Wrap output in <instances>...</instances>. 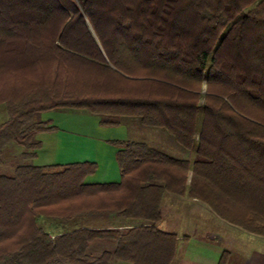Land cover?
Masks as SVG:
<instances>
[{"label": "trees", "instance_id": "1", "mask_svg": "<svg viewBox=\"0 0 264 264\" xmlns=\"http://www.w3.org/2000/svg\"><path fill=\"white\" fill-rule=\"evenodd\" d=\"M0 105V264H171L166 195L264 237V0H0ZM59 108L183 155L112 140L120 179L100 183L92 161L34 164Z\"/></svg>", "mask_w": 264, "mask_h": 264}, {"label": "rangeland", "instance_id": "2", "mask_svg": "<svg viewBox=\"0 0 264 264\" xmlns=\"http://www.w3.org/2000/svg\"><path fill=\"white\" fill-rule=\"evenodd\" d=\"M5 115L6 114L3 110V106L0 105V123L4 121V119L6 118ZM40 116L41 119L48 121V123L57 125L58 128L56 127L54 130L60 129L59 135L57 133V137L62 143L59 144L58 146L52 145L50 148L49 145H46L45 146L46 150L44 153L45 155L43 153H40L38 156L39 158L37 160L35 159V161L33 160L35 164L41 162L45 164L47 163L46 161H48V159L50 158H53V156L54 157L56 156V159L62 162L68 161L69 159H72L69 161H73L72 157L78 153L79 147H83L82 145H80L81 142L79 143V141L85 139H89V140L95 139V141L93 142L95 143L96 150H98V152L101 154L103 158L108 155L107 154L108 151L111 149L112 146H114L111 143L112 141L111 139L121 140L128 138L137 141H143L151 146L161 149L176 157L182 156L184 152L183 149H180L173 142L171 137H169L163 130L142 126L136 119H126V121L122 122L119 125L106 126L99 123V118L95 114H91L83 109H66V108L44 111L39 115V117ZM47 133H49L47 134V136L54 134V133H50V131H47ZM52 139L53 137L50 138L48 144H51L53 142ZM79 157L82 158V161L91 160L89 158L90 157L89 151L82 152V154H80ZM113 162L117 163L116 157H114ZM101 165H102L101 167L102 169L105 168V166L108 167L107 162H102ZM96 169H97V164H96ZM92 174H90L91 176L88 175L87 180L85 178V181H99L101 179V176H92ZM184 199H186L185 196ZM163 205H162V210H188L187 214L189 216L191 223H196V225L201 226L200 229L198 228L199 235L202 234L203 230L205 233H207L209 231H213V229L214 228L216 229V227L220 229V226L218 225L217 221L223 222L217 219L214 221L215 217L212 211L209 209V207H207L202 202L194 199H189V200L187 199L186 201H184L179 197H175L174 200L173 198L168 197L165 204L163 202ZM206 211L207 213H205ZM239 230L242 231L241 234H245V232H247L241 228L238 229V231ZM220 231L221 232H219V234H221V237L224 236V243L226 244L227 241L225 239L227 235V230H222L221 228ZM256 236H257L256 238H258V241L260 240V238H262L261 240H263L264 242L263 239L264 237L258 235ZM245 237H247V235H239V236L236 235V238L233 239L231 243H229V245L227 244L225 245V247H227L226 248L227 251L226 250L223 251V253L225 252L224 253L225 262L223 264H228L227 262L229 257L230 258L231 256L235 257L234 255L235 253L238 254L237 256H239V259L249 258V256L251 255L250 251L252 247H254L252 242L254 241V239L251 238V241H249V239H246ZM195 240L196 237L193 236L192 240L190 241V243H187V245L182 243L179 245V249L182 248V251L184 253H187L188 257H192V255H197L201 253L200 247L194 242ZM214 240H218V238L217 239L214 238ZM257 244H258L257 247H261V244H259V242ZM208 246L210 249L213 248L211 244H208ZM228 249L230 251H228ZM193 252L195 254H193Z\"/></svg>", "mask_w": 264, "mask_h": 264}, {"label": "crops", "instance_id": "3", "mask_svg": "<svg viewBox=\"0 0 264 264\" xmlns=\"http://www.w3.org/2000/svg\"><path fill=\"white\" fill-rule=\"evenodd\" d=\"M40 120L45 121V120L41 119V116H40ZM46 122H48V121H46ZM51 125H53V124H51ZM53 126H55V128L57 127V125H53ZM59 132H60V129H56V130L53 129L50 131V133H54V134H52L50 136H47V134H49V133H47V131H43L42 133L37 134L36 138L38 140H40L41 148L37 151L36 157L33 159L34 161H35V159L37 160L39 158L38 156L40 153H43V154L45 153V150H46L45 146L46 145H49V148H50L52 145L58 146L59 144L62 143V142H60L59 138L57 137V133L59 135ZM47 137H49V138H47ZM51 137H53V139H52L53 142L51 144H48V141H50ZM58 140H59V142H58ZM111 140H113V139H111ZM93 141H95V139L80 140L79 143L81 142L80 145H82L83 147H79L78 153L72 157L73 161H69L72 159H69V160L66 159L68 161L62 162L60 160H57L56 156L55 157L53 156V158L48 159V161H46L47 163H45V164L81 162L82 158L79 157V155L82 154V152L89 151L90 152L89 158L91 160H88V161H92V162H95L97 164V169L92 174V176H101V179H100L101 181L99 180V181H86V182H88V183H100V182H116V181H118L120 179V169L118 167V164L113 162L114 157H116L117 148L115 146H112L111 149L107 153L108 155L103 158L101 156V154L98 152V150H96V146H95V143ZM34 161H33V163H34ZM84 161H86V160H84ZM102 162H107L108 167L105 166V168L102 169L101 168ZM37 164L41 165V164H43V162L37 163ZM86 180H87V176H86ZM96 180H98V179H96ZM168 197L173 198V200L175 199V197H179V198L183 199L184 201H186L188 199V198L184 199V197H182V196L166 195L163 199L164 204L167 201ZM187 211L188 210H162L161 209V219L158 223V227L164 231H168V232H172V233L176 234V247H175V253H174V257L172 259L171 264H218L223 251L226 250V248H227V247H225V245L226 244L229 245V243H231V241L236 238V235H238V236L239 235H247L248 238L247 237H245V238L249 239V241H251V238H253L254 241H252V242H253L254 247H252V249L250 251L251 255L249 256V258L239 259V256H237L238 254L235 253L234 254L235 257L234 256H231V258L229 257L227 263L228 264H264V242H263V240H261L262 238H260V240L258 241V238H256L257 236L254 234H251L248 232H245V234H241L242 231L241 230L238 231V229H240L239 227L232 225V224L220 219L219 217H217L215 215V213L212 210L211 211L215 217L214 221L216 219L219 221H223V222L217 221V223L220 226V229L222 228V230H227V235H226V239H225L227 241L226 244L224 243V236L221 237V234H219V232H221V231L218 227H216V229L214 228L213 231H209L207 233H205L204 230L202 229L203 230L202 234L199 235L198 234V232H199L198 228L200 229L201 226L196 225V223H191L189 216L187 214ZM207 211L205 213H207ZM112 221H113V223L111 224V226H113V227L117 226L119 224V222L125 223L124 219H112ZM234 227H236V228H234ZM193 236L196 237V240L194 242L200 247L201 253L198 252L199 254L192 255V257H188L187 253H184L182 251V248L179 249V245L181 243L187 245V243H190ZM214 238H216V239L218 238V240H214ZM184 242H186V243H184ZM258 242H259V244H261V247H257ZM208 244H211L213 248L210 249ZM216 244L219 246H217ZM250 246H252V245H250ZM228 251H230V250L228 249ZM193 254H195V253L193 252ZM114 264H129V263L126 261H116V262H114Z\"/></svg>", "mask_w": 264, "mask_h": 264}]
</instances>
